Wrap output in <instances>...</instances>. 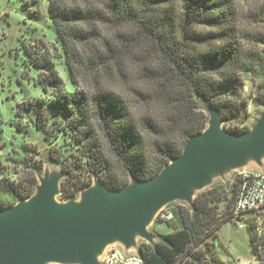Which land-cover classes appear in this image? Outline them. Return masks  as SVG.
<instances>
[{
    "label": "trees",
    "instance_id": "obj_1",
    "mask_svg": "<svg viewBox=\"0 0 264 264\" xmlns=\"http://www.w3.org/2000/svg\"><path fill=\"white\" fill-rule=\"evenodd\" d=\"M47 2L75 92L66 91L46 51L36 66L48 77L52 99L34 109V127L48 142L51 161L60 164L62 199H76L93 181L121 192L156 179L207 129V111L230 133L245 135L247 79L256 74L264 36L243 28L236 0ZM253 2L260 13L249 17L264 26V0ZM252 102L264 105V98ZM59 135L66 136L63 143L52 146ZM38 154L24 161L19 181L3 176L0 160V210L35 193L44 163ZM237 187L221 215L216 208L225 198L215 189L199 195L192 209L178 211L181 228L140 247L139 255L146 264H208L197 248L207 231L233 222ZM256 240L255 233L251 255L264 264V243ZM211 264L223 263L213 258Z\"/></svg>",
    "mask_w": 264,
    "mask_h": 264
},
{
    "label": "rangeland",
    "instance_id": "obj_2",
    "mask_svg": "<svg viewBox=\"0 0 264 264\" xmlns=\"http://www.w3.org/2000/svg\"><path fill=\"white\" fill-rule=\"evenodd\" d=\"M236 1L244 16L243 28L250 35L264 36V26L256 25L249 17L252 13H260L259 6L257 8L253 0ZM257 50L260 54L259 65L256 68V76L253 74L247 79L249 102L243 125L240 127L245 135L252 132L264 114V105L255 106L252 102L254 99L264 98V43H259ZM46 51L49 52L58 78L66 91L74 93L56 41L47 0H0V160L4 168L3 176L19 181L24 161L37 153L44 162L42 172L37 176L35 193L15 205L14 209L27 213L45 209L55 201L60 209L101 212L108 203L133 196L153 185L156 179L148 183L133 182L121 192H112L93 181L76 199L61 198V182L64 176L60 164L51 161L50 146L34 127V109L39 102L47 103L52 99V89L46 87L48 77L36 66L38 59ZM27 107L29 110L24 109ZM207 115L209 124L206 133L214 128L219 132H229L217 117L208 111ZM58 138L52 146L62 144L66 136L59 135ZM171 165L173 163L169 166ZM257 171H264V150L249 153L219 152L206 158L198 168L187 174L179 188L142 206L136 215L107 228V232L100 234V238L95 239L90 248H83L66 237L55 246L35 252L30 263L102 264L101 261L110 248L129 256L139 255L140 247H152L161 242L163 235L179 230L181 227L178 211L192 209L195 199L210 189H215L216 193L226 199L218 201L216 208L219 215L223 214L227 203L229 204L234 196L242 174ZM161 211L172 212L174 219L169 224L159 220ZM256 227L264 232V221H259ZM206 233L210 236L205 244L197 249H202L204 260L208 264H211L213 258L223 264H260L259 260L251 255L249 243L255 233L258 240L256 230L250 233L247 229H239L234 222H221ZM257 240L255 243H258ZM0 264L14 263L12 259H7Z\"/></svg>",
    "mask_w": 264,
    "mask_h": 264
},
{
    "label": "water",
    "instance_id": "obj_3",
    "mask_svg": "<svg viewBox=\"0 0 264 264\" xmlns=\"http://www.w3.org/2000/svg\"><path fill=\"white\" fill-rule=\"evenodd\" d=\"M263 139L264 114L252 132L245 136L219 132L216 128L194 136L185 145L181 157L173 161V165L157 177L153 185L133 196L108 203L101 212L60 209L51 204L45 209L27 213L19 212L14 207L0 210V262L12 259L14 264H31L35 252L55 246L66 237L83 248H90L100 234L107 232V228L136 215L142 206L179 188L183 178L206 158L219 152L264 150Z\"/></svg>",
    "mask_w": 264,
    "mask_h": 264
},
{
    "label": "built area",
    "instance_id": "obj_4",
    "mask_svg": "<svg viewBox=\"0 0 264 264\" xmlns=\"http://www.w3.org/2000/svg\"><path fill=\"white\" fill-rule=\"evenodd\" d=\"M232 221L239 229H248L257 225L264 219V171L243 173L237 187V194L232 208ZM159 220L170 222L173 220L172 212L161 211ZM259 239L264 232L256 227ZM264 243V237H262ZM102 264H146L140 255H125L115 248H110L104 255Z\"/></svg>",
    "mask_w": 264,
    "mask_h": 264
},
{
    "label": "clouds",
    "instance_id": "obj_5",
    "mask_svg": "<svg viewBox=\"0 0 264 264\" xmlns=\"http://www.w3.org/2000/svg\"><path fill=\"white\" fill-rule=\"evenodd\" d=\"M170 143H173L175 147L179 148L181 151L183 150L182 143H176L175 141H170Z\"/></svg>",
    "mask_w": 264,
    "mask_h": 264
},
{
    "label": "bare ground",
    "instance_id": "obj_6",
    "mask_svg": "<svg viewBox=\"0 0 264 264\" xmlns=\"http://www.w3.org/2000/svg\"><path fill=\"white\" fill-rule=\"evenodd\" d=\"M221 131H222V130H221ZM53 203L55 204V205L53 204L55 207H58V205H57V203H56L55 201H54Z\"/></svg>",
    "mask_w": 264,
    "mask_h": 264
},
{
    "label": "crops",
    "instance_id": "obj_7",
    "mask_svg": "<svg viewBox=\"0 0 264 264\" xmlns=\"http://www.w3.org/2000/svg\"><path fill=\"white\" fill-rule=\"evenodd\" d=\"M206 132L204 131L203 134H205ZM211 190V189H210ZM264 218V217H263ZM264 221V219H262Z\"/></svg>",
    "mask_w": 264,
    "mask_h": 264
}]
</instances>
